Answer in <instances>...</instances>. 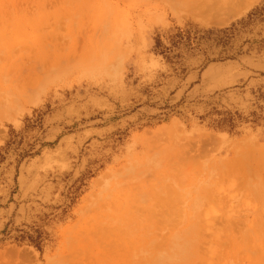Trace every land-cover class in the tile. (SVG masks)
Instances as JSON below:
<instances>
[{
    "label": "rangeland",
    "instance_id": "obj_1",
    "mask_svg": "<svg viewBox=\"0 0 264 264\" xmlns=\"http://www.w3.org/2000/svg\"><path fill=\"white\" fill-rule=\"evenodd\" d=\"M263 150L264 0H0V264H190L207 220L264 264V190L223 169Z\"/></svg>",
    "mask_w": 264,
    "mask_h": 264
},
{
    "label": "bare ground",
    "instance_id": "obj_2",
    "mask_svg": "<svg viewBox=\"0 0 264 264\" xmlns=\"http://www.w3.org/2000/svg\"><path fill=\"white\" fill-rule=\"evenodd\" d=\"M43 1H45V0H43ZM44 4L46 5V4H48V2L47 3L44 2ZM198 5L200 7L205 6V4L203 2H198L196 6L198 7ZM178 6L180 7V5H178ZM187 6L188 5L185 4L183 6V8L189 9V8H187ZM196 6H193L192 7L193 9H190V10H193L192 12H195L194 8H196ZM38 8H39V6H38ZM41 9H42V7H41ZM45 9H46V7L44 8V10ZM179 9H181V7ZM39 10H40V8H39ZM40 12H41V10H40ZM201 14L199 13L200 19L204 22H212V21H215L216 19L219 20L218 17H214V16H212V18H210V20H208L209 17H207V14H204V13L202 15ZM46 21H48V20H46ZM42 22H40V23H42ZM43 24H44V22L40 25H43ZM49 25H51V24H49ZM44 27H46V24H44ZM38 28H39V26H38ZM42 28H43V26H42ZM57 30L59 31V29H57ZM51 34L53 35V33H51ZM54 36H58V35H53L51 37L54 38ZM51 37L49 39H51ZM49 39H48V41H49ZM49 42H51V44H52L53 40H50ZM49 46H50V43H49ZM27 62H25L24 65H27ZM42 62H45V61L43 60ZM29 63H28V66H29ZM24 69H26V70L23 71ZM32 69L33 68H29V69H27L25 67L21 68L23 73L26 74V75L23 74L20 76V79L24 80L23 83H21V81H19V80L17 81V79H16V84H20L21 87L24 89V91H26L28 88H30L32 86V80H31L32 79V76H31ZM21 74H22V72H21ZM190 162L193 164L192 159H190ZM223 169L227 170L228 173L230 172L229 175L234 177V178H238L235 175V171H236V173H238L241 176V181L236 183V190H240V188H242V187L245 190L246 189H248V190L252 189L253 190L254 188H258L255 185H258L260 189L264 190V150L258 151V152H252L251 151V152H249V154H246V155L236 159V162L233 161V163L228 165L227 168L225 166H223ZM216 183H218L217 184V187H218L219 181ZM207 193H210V191L207 190ZM177 197L178 198L175 199L174 204H172L173 206L171 205V203H169V207H167V208H161V209H158L155 211H151L150 217H153V219H154L153 220L154 223H153L151 221L152 218H150V222L153 223L152 225H155V226L157 225L156 228L158 227V225H160V226L165 225V228H168L166 225L169 226L170 223L174 224L177 220L183 219V207L178 205V202L180 199L184 200V198L180 195H177ZM238 197H239V193L236 196V199ZM218 200L221 201L220 197L218 198ZM233 215L234 214H229L227 216L229 222H230L231 218L233 217ZM263 215H264V212H263ZM155 220H156V222H155ZM171 220H173V223L171 222ZM197 224L198 225L190 226V229L186 233V235H188V237H193V236L196 237L195 240H192L190 238L188 239L189 249L191 251V256L193 258V260H191L190 264H221V263H223V261H224L223 257H227L229 254V252H227V250L225 248H228L229 245L232 247L234 244V243L232 244V241H231V240L235 239V237L233 236L232 225H228L226 231H224L223 230L224 228L217 227V225L215 224V222L213 220H207L203 224L201 222H198ZM207 236H210V238H207ZM223 238L225 240H228L229 243L224 242ZM244 238H245V236H244ZM244 243L245 244L248 243V238L245 239ZM102 255L105 256V253ZM173 258L176 261L183 260L186 263V260L182 259L180 256H174ZM162 259H164V258H162ZM162 259L160 258V260H162ZM104 263H105V261H104ZM186 264H188V263H186Z\"/></svg>",
    "mask_w": 264,
    "mask_h": 264
},
{
    "label": "trees",
    "instance_id": "obj_3",
    "mask_svg": "<svg viewBox=\"0 0 264 264\" xmlns=\"http://www.w3.org/2000/svg\"><path fill=\"white\" fill-rule=\"evenodd\" d=\"M223 33H226V31L223 32ZM185 34H186V33H180V34H178L177 36H175V37L172 39V47H176L177 44H178V40H179V38L181 39V38L183 37V35H185ZM170 51H171L170 48H166V50H165V51H162V53H167V52L170 53Z\"/></svg>",
    "mask_w": 264,
    "mask_h": 264
}]
</instances>
